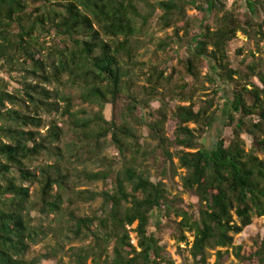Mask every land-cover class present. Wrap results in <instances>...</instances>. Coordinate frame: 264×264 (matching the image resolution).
Masks as SVG:
<instances>
[{
    "label": "trees",
    "instance_id": "1",
    "mask_svg": "<svg viewBox=\"0 0 264 264\" xmlns=\"http://www.w3.org/2000/svg\"><path fill=\"white\" fill-rule=\"evenodd\" d=\"M141 5L147 12L141 11ZM245 5L247 28H255L264 42V21L255 22L262 3L245 0ZM188 7L200 14L216 11L223 15L215 29L198 21V31L189 39ZM223 10L220 0L156 4L149 0H0V63L12 65L23 57L30 61L31 73L40 74L45 85H60L68 77L73 86L82 87L80 100L98 109L71 114V98L27 82L9 93L0 78V264H38L41 259L30 256L31 246L49 233L58 241L44 259L62 253L60 240L70 234L74 240L89 242L69 249L74 264H173L160 246L157 232L149 230L152 225L160 228L162 217L169 220L171 215L176 218L173 225L178 243L187 244L186 233L192 234L189 255L193 264H207L210 252H215L214 264H224L230 249L239 261H250L241 256V246H234V236L251 226L254 218L264 217V159L253 150L246 152L242 140L243 135L249 136L258 152L264 153V75L255 65L234 69L228 47L239 32L247 34V29L233 13ZM157 11L162 12V28L174 29L169 41L187 44L189 56L182 64L188 76L197 83L199 65L204 61L210 67L205 80L215 88L198 107L192 90L181 93L180 101L187 106L170 109L166 100L177 93L171 88L172 77L158 68L150 72L147 86L134 90L137 77L131 67L142 44L139 37ZM181 29L183 37L179 36ZM42 34L53 35L59 43L46 61L36 59L41 55L36 46ZM167 47L166 41L158 48ZM255 78L262 88L252 82ZM218 84L232 88V98L222 105L224 129H231V140L226 145L220 139L207 148L203 141L216 123V104L222 99ZM121 96L129 103L120 113V124L106 121L105 106L115 104ZM59 101L68 109L62 115H69L83 139V146L72 156L82 166L95 160L103 170L78 172L56 145L61 143L63 131L55 123L46 125L39 111L59 113ZM152 101L159 102L160 108L139 115ZM168 123L174 126L171 136ZM132 124L146 127L155 146L141 144ZM42 128H48L45 134L39 132ZM107 142L118 152L114 160L100 159ZM66 148L68 153L74 151ZM82 151L88 159H83ZM42 155L55 161L40 167L38 176L28 165ZM150 166L160 171V181H152ZM176 168L185 171L180 177L182 193L197 199V205H187L179 197L170 199L163 180L178 176ZM83 182L102 183L103 189L77 190ZM22 183L40 186L37 201L30 200L29 189ZM97 200H101L97 211L78 215L77 204ZM32 212L55 216L56 227L45 231L41 224L33 225ZM131 233L136 235V246L131 243ZM255 245L251 259L264 264V236Z\"/></svg>",
    "mask_w": 264,
    "mask_h": 264
},
{
    "label": "rangeland",
    "instance_id": "2",
    "mask_svg": "<svg viewBox=\"0 0 264 264\" xmlns=\"http://www.w3.org/2000/svg\"><path fill=\"white\" fill-rule=\"evenodd\" d=\"M162 1L169 0H149L150 4H156ZM224 5V12H231L233 15L241 21L242 27L247 29V34L239 32L236 35V38L229 44L228 55L230 61L233 63L234 69H237L239 65L248 66L255 65L257 71L261 72L264 75V42H261L259 36L255 33L254 29L247 28L245 22L247 20L248 11L246 9L245 0H220ZM257 1V0H251ZM262 5L258 6V17L255 19L256 23H262L264 21V1L259 0ZM141 11L147 12V10L141 5ZM188 19L191 21V30L189 39L195 35L198 31L195 26L198 21L204 20L206 25H209L211 29L216 28L217 21L222 17L223 12L217 13L213 11L211 14H200L196 10L188 7L186 10ZM162 16L161 11H157L154 16L149 21L148 26L144 30L143 34L139 37L141 45L136 51L134 65L131 67L133 73L136 75V85L135 92L139 91L140 86H147V79L150 75V72L153 68H158L165 71V76H171V88L177 95H172L171 99L167 98L166 102L168 103L170 109H174L176 106H187L188 103H182L181 93L186 94L192 90L196 91L194 102L200 105L201 101L206 99V94H210L215 86L210 85L206 82L205 77L210 72V67L206 62H202L199 65L200 69V80L199 82H194L190 76H188L182 61L188 58V52L186 49L187 44L181 43L177 40L170 42L174 36V29H163L160 23V17ZM179 36L183 37V30H179ZM36 51H41V55H37L36 59L43 57V60H48L49 52L55 46H58V41L54 38L53 35L48 36L42 34L38 36L37 39ZM168 43V47L165 50H159V45L161 42ZM2 67V68H1ZM32 65L30 61L25 58H20L14 62L12 65H7L5 63H0V78L3 79L6 90L9 93H15L21 86L22 83L27 82L29 84H39L42 87L46 88L49 91H57L62 97H69L72 100V105L69 108L71 114H74L80 110H85L87 113L97 112L98 109L88 104H84L80 100L82 93L81 86H73L68 77H63L62 84H52L45 85L42 83L39 75H33L31 73ZM252 82L257 86L262 88V85L258 78L252 80ZM220 90H222L221 102L216 104L217 111V120L213 127H211L203 144L207 148H211L216 142L220 139L224 140L225 144L228 145L231 140V129H224V114L223 106L227 104L232 98V88L223 86L222 84L217 85ZM182 88L185 89L181 91ZM129 103L126 96H121L120 99L115 104H107L105 106L103 116L106 121H115L117 124H120V113L124 111L126 105ZM60 112H53L50 115L46 114L44 111H39V116L46 123H55L58 128L63 131V138L60 144H56L62 149L65 153L67 161L71 163L73 169H77L78 172L86 169L88 171H101L103 166L95 160L87 161L85 166H82L75 158L74 152L83 146V139L81 138L78 130L75 132L74 128L71 125V119L69 115H62L68 109L66 108V103L59 101ZM9 108L11 106L8 105ZM149 109H140L138 111L139 115H146L152 111L158 110L160 108V103L157 101L150 102ZM18 109V108H15ZM31 109V108H30ZM198 109V108H196ZM24 112H27V109H24ZM132 126L137 130V134L141 137L140 143H147L155 146V143L151 141L149 137V132L146 127H138L135 124ZM168 135L171 136L173 131V124L168 123L167 125ZM190 128H195V126L190 125ZM48 128H42L39 130L40 133L45 134ZM244 143V149L246 152L255 151L257 155L264 159V153L258 152L254 140L247 135L242 136ZM67 146H70V149H73L71 153L66 152ZM74 146V147H73ZM77 146V148L75 147ZM83 159L86 160L89 157L83 151L81 152ZM106 158L108 160H114L118 157V152L110 144H105L103 152L100 156L101 158ZM55 161V158H49L47 155H42L35 160H32L28 165L31 172L40 175L39 168L44 165H52ZM160 165V162L158 163ZM174 165L178 167V161L174 160ZM151 178L152 181L158 182L161 180L160 171L155 167H151ZM178 176L174 178H168L163 180L165 183L170 199L179 197L187 205H197V199L191 197L189 194L182 193L180 177L185 174L184 170L176 168ZM24 187L29 189L31 201H37L39 197L40 186L37 183H22ZM103 189L102 183L96 184H86L83 182L77 190H89L100 192ZM56 190V189H55ZM101 205V200H97L94 203H79L77 204L79 211L77 212L80 216H89L92 212L97 211ZM162 212V211H161ZM160 212V217L162 213ZM154 217L158 219V214L154 213ZM31 218L33 220V225L41 224L43 229L47 231L48 229H53L56 227L55 216H42L38 212H32ZM176 221V218L171 215L169 220L166 217H162L161 227L155 228L153 225L150 227V232H157V237L160 241V246L164 249L166 257L173 262V264H193V261L189 255V249L191 248L193 237L192 234L186 233L187 244L178 243L177 237L174 230L173 222ZM177 221H180L178 219ZM136 225L132 227L134 229ZM66 235L67 232H66ZM264 236V217L254 218L252 225L247 227L241 234L234 236V246L242 247L241 256L250 258V261L243 263L239 261L232 249L229 250V255L225 258L224 264H257L256 259L252 258L254 253L257 250L255 242L258 239H262ZM131 243L136 246L137 240L136 235L131 233ZM58 239L54 238L51 233L46 237H40L35 245L31 246L30 256L39 257L41 260L38 264H74L69 259V249L71 248H81L87 246L89 242H83L81 240H74L72 235L63 236L60 240V243L63 247V252L59 253L56 258L44 259L47 253L53 248ZM181 249V252L178 249ZM225 250H223L224 252ZM215 263V252H210L209 259L207 264Z\"/></svg>",
    "mask_w": 264,
    "mask_h": 264
}]
</instances>
